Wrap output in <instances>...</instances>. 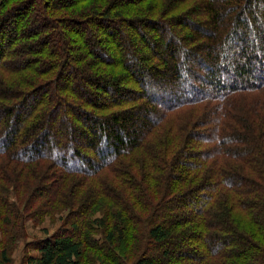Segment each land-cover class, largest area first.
Here are the masks:
<instances>
[{"label": "trees", "instance_id": "obj_1", "mask_svg": "<svg viewBox=\"0 0 264 264\" xmlns=\"http://www.w3.org/2000/svg\"><path fill=\"white\" fill-rule=\"evenodd\" d=\"M42 209L27 264H264V0H0L2 263Z\"/></svg>", "mask_w": 264, "mask_h": 264}, {"label": "rangeland", "instance_id": "obj_2", "mask_svg": "<svg viewBox=\"0 0 264 264\" xmlns=\"http://www.w3.org/2000/svg\"><path fill=\"white\" fill-rule=\"evenodd\" d=\"M128 57V56H127ZM124 132V131H122ZM121 132V133H122ZM46 209L39 210L41 213L36 216L33 215V221L25 222L26 225V235L27 237L18 243V246L14 248L12 252L8 254L10 262L8 264H27V255H35L36 251H33L32 246L28 243L35 240H42L47 235H53L56 231L66 226L63 224L62 220L59 219V215H45L43 216V211ZM47 211V210H46ZM31 211H29L30 213ZM57 215V216H56ZM0 264H4L0 261Z\"/></svg>", "mask_w": 264, "mask_h": 264}]
</instances>
